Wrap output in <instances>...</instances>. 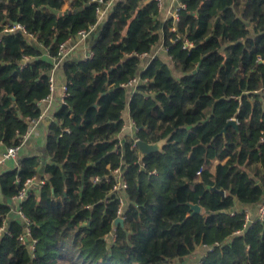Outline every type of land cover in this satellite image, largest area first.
<instances>
[{
  "label": "trees",
  "instance_id": "16d2710c",
  "mask_svg": "<svg viewBox=\"0 0 264 264\" xmlns=\"http://www.w3.org/2000/svg\"><path fill=\"white\" fill-rule=\"evenodd\" d=\"M103 2L97 23L92 0H0L1 23L33 36H0L4 148L40 115L59 45L97 27L92 56L66 57L58 69L69 94L49 122L48 177L21 204L37 240L33 257L17 240L16 219L0 238V264H181L201 245L210 250L199 264H264V216L244 226V208L264 207V62L256 60L264 0H178L176 22H161L154 0ZM184 39L191 48L182 49ZM160 41L173 69L155 57L139 71V54ZM134 77L141 82L128 96L123 84ZM126 107L133 138L166 139L158 152L141 157L132 138L119 139ZM232 118L237 127L223 132ZM38 165L25 157L0 173V224L5 199ZM116 168L127 184L117 225Z\"/></svg>",
  "mask_w": 264,
  "mask_h": 264
},
{
  "label": "built area",
  "instance_id": "2783aa9c",
  "mask_svg": "<svg viewBox=\"0 0 264 264\" xmlns=\"http://www.w3.org/2000/svg\"><path fill=\"white\" fill-rule=\"evenodd\" d=\"M94 2H96L98 5L96 7V13H97V23L102 21L107 8L110 5V2L104 3L103 0H92ZM157 5L159 6L160 0H154ZM183 7V6H182ZM182 7L180 9H182ZM179 9V10H180ZM177 10L175 13H173L172 19L174 22H176L178 20V11ZM0 36L3 33H13V32H20L23 35H25L28 38H32L33 36L31 34H29L25 28V26H23L22 24L19 23H12V24H2L0 21ZM94 26H91L88 30H80L77 32L76 36L73 38H70L64 42H62L59 47H58V53H57V58L53 59V66L52 69L50 71L49 77H48V86H49V94L48 96L45 97L49 98L50 94H53V92L55 91V79H56V72L59 69V66L62 62V60L64 58H66L69 55V52H71L73 50V48L83 42V40H85L87 38V36L92 32ZM174 30V29H172ZM179 37H174V41H176ZM191 48V43L187 40L184 39L183 41V45H182V49H189ZM146 53H141L139 54L140 57H144L146 56ZM92 56V52L88 51L86 58H90ZM85 58V59H86ZM256 60L258 62H264V54L261 56H257ZM141 82V80L138 77H134L132 79H130L128 82H126L125 84H123L124 87H136L137 84H139ZM262 93H264V88H262ZM69 92L67 89L66 84H63L61 86V96H60V105L63 104L65 102V98L68 96ZM41 115L38 116V118H40ZM38 118L36 119H30L28 121V128L25 131V133H23L22 135H20L21 137V142L16 145V146H12V147H6L4 152L0 155V165L4 164V162L8 161V160H16L19 156V152L23 146V142L24 140L27 138V134H28V130H29V126L31 124H34ZM235 122L236 119L232 118ZM132 130L135 133L138 128H136V126L133 124L132 122ZM65 131H68L67 129H65ZM263 137L260 138V141H263ZM138 139L136 138H132V147H136V141ZM121 170L119 168H116L112 171L113 176L115 178V182L113 183L111 190L112 192H114L116 194L117 200H118V207H117V218H120L123 220V206H124V198H123V191L127 188V184L124 181V179L121 177ZM151 173H155L154 171H152ZM199 173V172H198ZM46 178L43 176H37V175H33L30 176L28 178H26L20 185L18 191L13 194L11 196V200L13 201L14 205L11 207V211L13 212V214L16 216V218L19 220V222L22 225V230L20 232V234L17 237V240L19 241V243L23 246H26L30 252V254L33 257V252L35 249V245H36V238L32 236V231H31V219L29 217H27L21 207L22 202L32 193L37 191L42 185H44ZM99 180V177H94L93 181L97 182ZM108 180V179H107ZM258 216L257 218L262 219L264 216V207L262 206L259 211H258ZM252 218H250V216L248 215V213L245 211L244 212V226H248L249 224L252 223ZM4 236H11L10 234V230L9 228L6 226V223L4 221L1 222L0 224V238L4 237ZM111 240L114 239V234L112 233L110 235ZM207 250L209 251L210 248L207 247Z\"/></svg>",
  "mask_w": 264,
  "mask_h": 264
},
{
  "label": "crops",
  "instance_id": "0c3cea01",
  "mask_svg": "<svg viewBox=\"0 0 264 264\" xmlns=\"http://www.w3.org/2000/svg\"><path fill=\"white\" fill-rule=\"evenodd\" d=\"M110 1L113 2L115 0H110ZM181 7L182 5L178 2V0H160L159 6H158L159 20L161 22H164L166 19L172 18L173 13H175ZM66 8H67V5L63 7V9H66ZM183 8L184 7H182V9ZM2 13H4V11H2ZM96 30H97V27L94 26L92 32L87 36V38L83 40V42L77 44L73 48V50L69 52V55L67 56V58L69 57L75 60L85 59L87 52L89 51L90 45L92 44V42L94 41L96 37ZM155 57L161 59L171 69H173L171 59L166 53V50L162 45V41H160L158 44H156L152 48V50L146 56L141 57L139 71L143 70L147 66L149 61ZM65 82L66 80L64 79L62 72L60 70H57L56 79H55V84H56L55 91L53 92V94L49 95V98H46V99L44 98L39 102L40 108H41V111H40L41 116L40 118H38V120L34 124H31L29 126L27 138L23 142V146L19 152L18 158L16 160H8L4 162V164L0 165V173L4 170H10V169L17 167L20 159L32 156V157H37L39 161L36 175L43 176L45 178L48 177V174L44 172V166L47 163H50L49 158L45 153V139L48 134L49 122H51L54 113H56L60 107L61 86L65 84ZM125 88H127L128 90V96H130L135 90L134 87H125ZM120 117L122 118L123 124L121 127L119 139L122 140L124 138H133L134 132L132 130V120L129 116L127 107L124 108V110L121 112ZM146 131H148V129H146ZM4 150L5 148L2 145H0V153L1 152L3 153ZM5 202L6 204L10 206V211L6 214V216L4 217L2 221H4L6 223V226L8 227L9 223L11 221L16 220L17 218L11 211V207L14 205L13 201L11 200V197L8 199H5ZM261 207L262 206L256 207L257 210L255 212H254V209L251 207L244 208V212L246 211L248 215L250 216V218L253 219L254 217L258 216L259 214L258 211ZM205 248L206 247L202 245L198 246L196 250V253H198V256L196 257L197 264L200 263L199 261H200L201 256H203L205 252ZM188 258L189 257H186L185 259L187 260Z\"/></svg>",
  "mask_w": 264,
  "mask_h": 264
},
{
  "label": "water",
  "instance_id": "95a60500",
  "mask_svg": "<svg viewBox=\"0 0 264 264\" xmlns=\"http://www.w3.org/2000/svg\"><path fill=\"white\" fill-rule=\"evenodd\" d=\"M227 126H233V127L236 128L237 127V123L233 119H230L227 122L226 126L223 128V130H222L223 132L225 131ZM165 141H166V139L160 140V141H157V142H153V143H147V142H144V141L137 140L136 141V147L139 150L140 156L143 157L145 155L158 152L161 149V147H162V145L164 144ZM212 189L214 191H216L221 197H224V191L223 190L216 189L214 186L212 187ZM190 207H191L193 212L197 213V212L200 211V207L198 205H191ZM122 223H123V220L120 219V218H116V220L114 222L115 225L122 224Z\"/></svg>",
  "mask_w": 264,
  "mask_h": 264
},
{
  "label": "rangeland",
  "instance_id": "374dc122",
  "mask_svg": "<svg viewBox=\"0 0 264 264\" xmlns=\"http://www.w3.org/2000/svg\"><path fill=\"white\" fill-rule=\"evenodd\" d=\"M206 247V246H205ZM207 247L205 248V252H207ZM204 252V253H205ZM204 255V254H203ZM198 256V253H194L193 255H191L187 260L184 259L181 261V264H197V259L196 257Z\"/></svg>",
  "mask_w": 264,
  "mask_h": 264
}]
</instances>
